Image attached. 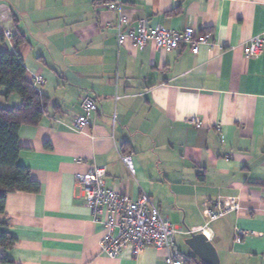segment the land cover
I'll use <instances>...</instances> for the list:
<instances>
[{
    "label": "crops",
    "instance_id": "crops-1",
    "mask_svg": "<svg viewBox=\"0 0 264 264\" xmlns=\"http://www.w3.org/2000/svg\"><path fill=\"white\" fill-rule=\"evenodd\" d=\"M103 1L0 0V52L16 53L27 81L42 79L36 89L48 100L39 124L18 131L17 164L40 190L7 195L0 232L16 242L0 247V257L12 264L200 261L181 243L201 231L219 264H264V51L243 55L250 39L264 35V0H122L124 32L139 21L189 27L212 43L197 55L129 40L118 46L116 14ZM4 94L0 88V108L20 107L17 95ZM82 97L97 110L76 133ZM125 154L132 172L120 160ZM92 165L105 167L106 189L148 196L177 231L171 248L134 255L127 246L115 258L100 252L105 230L74 179ZM218 197L236 198L239 208L210 223L206 206Z\"/></svg>",
    "mask_w": 264,
    "mask_h": 264
},
{
    "label": "built area",
    "instance_id": "built-area-1",
    "mask_svg": "<svg viewBox=\"0 0 264 264\" xmlns=\"http://www.w3.org/2000/svg\"><path fill=\"white\" fill-rule=\"evenodd\" d=\"M103 5L110 12L116 14V40L121 46L129 40L133 46L143 48L152 44L156 51H174L180 47H187L189 52L197 55L202 46L212 43L206 34H198L192 28L183 30H168L162 27L149 28L145 21L137 23L136 31L122 30L127 22L123 14L122 0H104ZM11 34L4 33L9 39ZM264 51V35L250 39L243 47L245 58H257ZM42 83L36 78L34 86ZM80 113L71 124V130L81 132L88 124V119L96 112L97 104L89 97H82L79 102ZM194 127H199L196 118L188 120ZM121 162L128 171L132 172V155L120 156ZM106 169L102 166H88L84 171L74 175L75 181L81 186L84 201L89 208L94 221L103 226L105 235L99 243L100 252L109 258H115L125 247L130 246L132 253L137 255L144 248L168 250L173 246L176 229L160 215L158 209L152 205L148 196L142 195L138 199H129L112 189H106L104 182ZM238 201L234 197H218L206 206L208 221H217L229 213L237 211ZM104 218H100L101 216ZM200 233H202L200 231ZM244 237V231H237L235 241ZM165 264H186V262L167 256Z\"/></svg>",
    "mask_w": 264,
    "mask_h": 264
},
{
    "label": "trees",
    "instance_id": "trees-1",
    "mask_svg": "<svg viewBox=\"0 0 264 264\" xmlns=\"http://www.w3.org/2000/svg\"><path fill=\"white\" fill-rule=\"evenodd\" d=\"M14 43L17 45L20 40L15 37ZM0 88L5 90V98L17 95L21 99L18 108H0V214H2L8 194L16 192L36 194L40 190L39 184L31 180L29 171L17 164L21 149L18 143V131L22 125L39 124L46 114L48 100L38 93L31 82L27 81L21 58L8 50L0 52ZM15 242L16 240L7 233L0 232L1 248L9 250ZM185 262L204 264L196 259ZM0 264L12 263L2 256Z\"/></svg>",
    "mask_w": 264,
    "mask_h": 264
},
{
    "label": "water",
    "instance_id": "water-1",
    "mask_svg": "<svg viewBox=\"0 0 264 264\" xmlns=\"http://www.w3.org/2000/svg\"><path fill=\"white\" fill-rule=\"evenodd\" d=\"M185 245L204 264H219L215 248L203 233L191 235Z\"/></svg>",
    "mask_w": 264,
    "mask_h": 264
},
{
    "label": "rangeland",
    "instance_id": "rangeland-1",
    "mask_svg": "<svg viewBox=\"0 0 264 264\" xmlns=\"http://www.w3.org/2000/svg\"><path fill=\"white\" fill-rule=\"evenodd\" d=\"M181 244L185 246V242H184V241H182V243H181Z\"/></svg>",
    "mask_w": 264,
    "mask_h": 264
}]
</instances>
